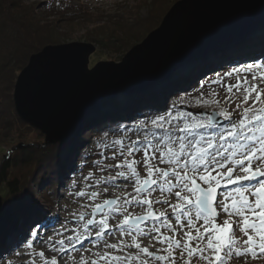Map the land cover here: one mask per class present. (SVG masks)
Returning a JSON list of instances; mask_svg holds the SVG:
<instances>
[{"label":"snow or ice","instance_id":"1","mask_svg":"<svg viewBox=\"0 0 264 264\" xmlns=\"http://www.w3.org/2000/svg\"><path fill=\"white\" fill-rule=\"evenodd\" d=\"M211 85L223 89L226 103L236 101L233 111L238 112V118L226 108L200 117L192 112L167 111L150 120L158 130L151 132V139L146 135L144 140L128 145L113 141L119 145L121 162L111 165L117 171L103 183L120 188L114 182L122 179L132 184L133 192L94 203L83 232L66 237L71 249L81 253L90 251L84 247L85 240L93 247L103 243L104 251L94 252L90 261L81 256L80 264H176L177 251L184 264H191L193 259L202 264H229L233 258L264 257V63L233 67L223 76L217 74ZM208 95L219 97L216 90ZM204 104L207 106L208 101ZM213 104L219 107L220 100ZM217 115L227 123L217 120ZM140 153L142 161L135 159ZM141 163L144 176L139 171ZM107 191L105 187L103 192ZM156 192L162 198L152 199ZM100 195L93 191L90 199L95 201ZM173 197L175 203H171ZM154 204L166 206L165 211L154 209ZM130 207L144 212L133 215ZM222 214L227 218L220 223ZM117 216L120 219L113 228L110 220ZM79 219L84 221L85 216L81 214ZM237 230L247 239L241 241ZM117 231L119 241L108 243L105 237ZM179 233L182 239L176 238ZM125 236L130 237V243ZM142 238L161 247L152 252L141 245ZM68 245L65 239L56 240L51 251L63 255ZM130 248L136 253H129ZM36 255L41 264H60L56 255L50 259L44 251Z\"/></svg>","mask_w":264,"mask_h":264},{"label":"rangeland","instance_id":"2","mask_svg":"<svg viewBox=\"0 0 264 264\" xmlns=\"http://www.w3.org/2000/svg\"><path fill=\"white\" fill-rule=\"evenodd\" d=\"M13 1L15 0H11V2ZM17 1L20 2V11L25 15L24 19H34V24L40 25L37 26L38 28H35L36 30L46 29L48 32H51V35L54 34L58 41L56 45L70 44L73 42L93 45L95 47V52L89 57L88 64V68L91 69L98 62L120 63L122 58L132 47L142 43L148 34L154 31L153 27L158 17L163 15L166 10H169L179 0H175L176 2L173 3V5H171L173 0ZM7 2L9 1L0 0V21H4L5 25L9 26V28L6 29L7 31H12V28L13 31H16L17 28L14 27L15 22L12 18H9L8 4L4 7L7 9H1L2 4L5 5ZM73 10L75 12H73ZM66 11L69 13L71 11V13L66 14ZM83 11H88V17H83L81 13ZM251 22L252 26H257L258 24L264 23V17ZM18 24L26 26V22L22 20L18 21ZM117 26H121L123 31H127L128 34L125 35L124 38L125 42L123 43L118 39L115 43L108 44V48H102L99 45V40L101 39L100 34L106 32L107 30L105 29L109 27V30L113 29V31L116 32V30L118 31ZM263 33L264 32H261L255 35ZM43 36L46 37V34ZM141 37L143 38L140 39ZM251 38L245 41L239 48L225 51L216 58L187 71L183 76L176 78L179 80L170 82L172 84L169 86L168 90L163 88L167 83H162L152 86L147 93L140 96L129 97L122 95L115 99L101 100L99 107L84 122L83 126L73 137L60 143L62 144L60 147H58L60 144L45 145L44 136L31 127L30 129L32 131L29 133H26L24 130L19 131L21 128L19 127L20 124L17 123L13 116L9 115V118L6 119L5 122L9 120L8 125H4V120L0 117V167L4 161H10L12 157L16 156V151L22 150L26 146H34V148L43 153L41 154L42 157L45 156L42 160H46L42 164L43 166H40L38 172L36 171L37 176L32 181L31 187L28 190L29 194L27 193L33 206L27 208L28 212L25 215L22 214L18 216L13 224L8 226L3 235L0 236V247H2L3 243H6L7 240L16 239L9 251L5 252L6 249L0 250V264H19V262H23L20 259L23 256H25V259H29V262H24V264H32L33 261H35V264H41L39 257L36 255V253L40 251H44L46 257L49 259L53 255L58 257L60 253L46 252L47 246L51 247L56 240L60 239H65V244L68 245V241L66 240L67 236H75L77 233L83 232V225L86 223V220L90 218L92 205L94 203H102L105 199H112L115 196L123 195L125 192H133V186L130 182L124 181L126 184L119 183V180L114 182L115 184L122 185L124 190L117 187V189H114L108 186H112L111 184L103 183L105 178L114 176L117 171L112 168L111 165L121 162V158L119 157V145H114L113 141L122 140L125 145H128L131 141L138 139L144 140L146 135L149 138V133L158 131L151 126L150 120L165 114L167 111H172L173 113L192 112V114L197 117L202 116L204 112L208 115L213 111H219V108H226L228 111H233L236 101L231 104L226 103L223 89L218 88L216 85H211V87H209V85L212 80L217 79V74L223 76L225 72L231 70L236 64H240L239 66H241L242 62H244V64L264 63V53L261 55L254 54L251 58H240L242 60L241 62L238 58H235L237 59L236 61H232V59L228 58L232 56V54H239L240 52L244 54L250 53V55L253 54L252 51L256 49L258 43L255 45L249 43ZM111 45H118L119 47L120 45H128V47L126 50L116 52V50L110 49ZM120 49L121 48H119V50ZM226 58L228 59L225 60ZM228 64L232 67L225 68ZM212 65L213 68H210ZM204 67L208 68L202 70ZM191 74H193V76H191ZM232 82H234V80ZM201 85H204V88H201ZM192 86H194V88H192ZM156 89L159 90V92L160 89H163L162 92H164V95H161L163 100L157 97V100L161 101V106L150 107L149 105L152 104L151 100H149V95H155V93L158 92ZM212 90H216L219 93V97H210L208 92ZM217 98L220 100L219 107L213 104V101ZM204 101H208L207 108H199L200 104L205 106ZM132 102H134L136 106L134 104L131 105ZM128 112H131V115H133L132 118L127 122L125 121V123L119 121L117 126L110 127L104 132L101 128L99 129V127H101L99 123H97L98 125L95 123L97 126L90 124L91 118L93 119L98 115H101L104 121L107 122L117 118V120H120L119 117H123V115ZM233 118H238V112L233 111ZM146 122H149L148 127H144ZM223 123L226 124L227 121ZM79 141H82V143L79 144ZM114 154L117 156L116 160L112 159ZM135 159L142 161L143 154H137ZM57 160L59 161L57 162ZM161 167L165 166L161 165ZM32 169L34 172L35 169ZM139 171L141 176L145 175L142 163L139 165ZM105 187L113 189L112 192H103ZM93 191H99L101 193L95 201L90 199V194ZM221 191H224V189L222 188ZM3 192L4 188L0 185L1 205L4 201ZM81 192L86 195H79ZM160 198L162 197L159 192L153 194L152 199L155 200ZM220 199H222V197H220ZM175 202L176 200L173 197L171 203ZM153 207L159 211H165L166 208L162 206V208H156L155 204ZM129 211L132 212L133 215L138 216L143 214L144 209L137 208L134 211ZM81 214L85 216L84 221H80L79 219ZM168 214L171 215L170 209L168 210ZM97 218H99V214H97ZM226 218L227 217L222 214L218 222L222 223ZM59 219H67V224L71 226L73 230L75 229V232L72 230V232L67 234L63 233V235H59V233L63 232L59 231L55 237L51 238L53 240L51 244L45 242V248L41 247V240L44 238L45 232L42 225L49 226L54 224L57 226ZM119 219L120 217L117 216L115 219L110 220V225L115 228ZM23 223L24 227L19 230V225H23ZM173 223H175V221H173ZM31 233H37V235L33 237ZM118 234L117 231L115 235L105 237V239L108 243H117L119 241ZM236 234L241 241L247 239V237L243 236L238 230ZM176 238L182 239V233H179ZM146 240L149 239L142 238L139 242L141 245L147 246ZM125 241L127 240L125 239ZM128 242L130 243V240ZM29 243L33 245L32 248L28 247ZM149 245V250L152 252H155L157 248L161 247V245L153 240L149 241ZM70 247L71 246L68 245V249ZM84 247L90 249V251H84L83 253L80 251L71 252L72 258L69 259L68 264H80L81 256L90 261L94 258L92 255L94 252H102L105 250L102 242H99L97 247H93V243L89 240L84 241ZM77 248H79V245H77ZM128 251L132 254L136 253L135 248H130ZM119 254L122 255L123 253ZM176 256V264H184V261L180 259L179 251L176 252ZM150 264H159V262L150 261ZM191 264H202V262L198 259H193ZM229 264H264V257L257 259L245 257L243 260L241 258H233Z\"/></svg>","mask_w":264,"mask_h":264},{"label":"water","instance_id":"3","mask_svg":"<svg viewBox=\"0 0 264 264\" xmlns=\"http://www.w3.org/2000/svg\"><path fill=\"white\" fill-rule=\"evenodd\" d=\"M261 17L264 0H179L120 63L98 62L91 69L93 45L46 46L30 56L16 78L15 113L44 136L45 145L60 144L76 134L101 100L143 95L238 48L264 32V23L251 24ZM216 119L223 123L219 115Z\"/></svg>","mask_w":264,"mask_h":264},{"label":"trees","instance_id":"4","mask_svg":"<svg viewBox=\"0 0 264 264\" xmlns=\"http://www.w3.org/2000/svg\"><path fill=\"white\" fill-rule=\"evenodd\" d=\"M6 1L9 2L5 3V5L2 4L1 9L5 10L8 8L10 14L9 18L13 19V21L15 22L14 27H16L17 29L16 31H13L12 28V31L9 32L6 30L7 28H9V26H6L4 21H0V117L4 120L3 124L8 125L9 120L8 122H5L6 119L9 118V115L13 116L17 123L20 124L19 127L21 128L19 129V131L24 130L26 131V133H29L32 131L30 127L23 123L15 113L14 104L12 101L13 87L18 74L27 65L30 56L38 53L42 48L48 45H56L58 41L55 38V35H51V32H48L46 29L36 30L35 28H38L37 26L40 25H35L34 19H24L25 15L20 11V2H18L17 0L13 2H11V0ZM175 2L176 1L173 0L171 2V5H173V3ZM6 4H8V6L7 8H4L6 7ZM167 11L168 10H166V12ZM73 12L75 11L73 10ZM70 13L66 11V14ZM81 13L83 17H88V11H83ZM165 13L158 17L153 29L158 27ZM20 20L25 21L26 26L18 24V21ZM109 28L105 29L107 30L106 32L100 34L101 39L99 40V45L102 48H108V44H113L118 39H120L123 43L125 42L124 38L125 35L128 34L127 31H123L121 26H117L118 31L116 30V32L113 31V29L109 30ZM45 34L46 37L43 36ZM143 37H141L140 39H142ZM135 40L139 41L138 39ZM127 47L128 45H120V47L118 45H111V48H109L116 50V52H119L126 50ZM119 48L121 49L119 50ZM210 68H213V65ZM192 88H194V86H192ZM199 108L206 109L207 106L200 104ZM130 115L131 112L125 113L123 117H119V119L122 120L121 122L125 123V121L127 122L129 120V118L127 117H129ZM132 117L133 115L131 116V118ZM103 121L104 118L101 115H98L93 119L91 118L90 124L96 125L97 123H99L102 127L101 129L103 130V132L106 128L113 127V123L111 121H104V123ZM78 143L80 144L82 143V141H79ZM61 145L62 144L58 145V147H60ZM15 154L16 156L12 157L10 161H4L0 167V185H2V187L4 188V201L0 207V236L6 231L8 226L13 224L14 220L18 216L22 215L21 211H24L23 198L28 193L33 179L37 176L36 174L40 166H43L42 164L46 161L42 160L45 157H42L41 154L43 153L34 148V146H26L24 149L16 151ZM58 161L59 160H57V162ZM32 168L35 169L34 172Z\"/></svg>","mask_w":264,"mask_h":264},{"label":"bare ground","instance_id":"5","mask_svg":"<svg viewBox=\"0 0 264 264\" xmlns=\"http://www.w3.org/2000/svg\"><path fill=\"white\" fill-rule=\"evenodd\" d=\"M164 17V16H163ZM159 26V25H158ZM156 29V28H155ZM154 29V30H155ZM255 37V38H254ZM253 38H251L250 39V42L249 43H252V45H255V44H257V47H256V49H254L253 51H252V53L253 54H251L250 55V53H239V54H241V55H239V54H232V56H230V57H228L229 59H232V61H236L237 59H235V58H238V60L241 62L242 60V58H244V59H246L247 57H252L254 54L256 55V54H259V55H261V54H263L264 53V43H262V42H264V33L263 34H260V35H255ZM245 43V42H244ZM244 43H242L241 45H243ZM240 45V46H241ZM239 46V47H240ZM238 47V48H239ZM242 50V49H241ZM255 52V53H254ZM216 58V57H215ZM228 58H226L225 60H227ZM241 58V59H240ZM214 59V58H213ZM217 59H219V58H217ZM212 60V59H211ZM221 60V59H220ZM224 60V61H225ZM240 65V64H239ZM238 64H236V65H234L233 67H235V66H239ZM241 65H244V62H242V64ZM228 67H232L231 65H229L228 64V66H225V68H228ZM208 68V67H207ZM206 67H204L202 70H205V69H207ZM191 76H193V74H191ZM177 80H179V79H175V80H172V81H169V83L167 82V84L166 85H164V87L163 88H165L166 90H168L169 89V86H171V84L172 83H170V82H175V81H177ZM187 80V79H186ZM188 84H189V82H188ZM187 84V85H188ZM191 87V86H190ZM163 90V89H162ZM162 90L160 89V92H159V90H157L156 89V91H158L157 93H155V95L154 94H152V95H149V100H151V104L152 105H149L150 107L151 106H157V107H159V106H161L160 104H161V101H159V100H157V97H159L161 100H163L162 99V97H161V95H164V92H162ZM153 92H155V91H153ZM152 92V93H153ZM134 104V102H132V104L131 105H133ZM163 104V103H162ZM135 105V104H134ZM136 106V105H135ZM131 116L132 115H130L129 117H127V118H131ZM126 118V117H125ZM114 121V122H113ZM119 121H122L121 119L120 120H115V119H113L111 122L113 123V127H115V126H117V124H118V122ZM100 128H102V127H99V129ZM107 129H109V128H106L105 129V131L107 130ZM153 132H156V131H153ZM149 139H151V133H149ZM120 182L119 183H125L126 184V182H124L123 180H119ZM109 187H112V188H116V187H113V186H110V185H108ZM122 186V185H121ZM117 189V188H116ZM119 189H122V190H124L123 189V186L122 187H120ZM112 190L113 189H108V192L109 193H111L112 192ZM219 199H220V197H219ZM23 208H24V211H21L22 212V214L23 215H25L28 211H27V208L29 207H31V206H33L32 205V203L30 202V197H29V195L28 194H26L25 196H24V198H23ZM156 205V208H162V207H166V206H164V205H158V204H155ZM162 206V207H161ZM137 208H139V207H130L129 208V210H131V211H134V210H136ZM169 216H171L170 214H168ZM28 220V219H27ZM67 219H59L58 220V225L56 226V225H54V224H52V225H49V226H47V225H42V227L45 229V232H44V238L41 240V247H44L45 248V242H49L50 244H51V242H53V240L51 239H49V238H52V237H55L56 235H57V232H59V231H63V232H61V233H64V234H67V233H69V232H72V227L71 226H69L68 224H67ZM20 227H19V230L21 229V228H23L24 227V223H23V225H19ZM3 235V234H2ZM118 238L120 239V236H119V234H118ZM125 239L127 240V242L130 240V237H128V236H125ZM15 238H13L12 240L10 239V241H6V243L4 242L3 243V245H2V247H0V250H5L6 249V251L5 252H7V251H9L11 248V246H13L14 245V242H15ZM114 241V240H113ZM149 241H150V239L149 240H146V244H147V246H145V245H142L143 247H148V248H150L149 246ZM10 242V243H9ZM52 247V246H51ZM51 247L50 246H47V248H46V252H52L51 251ZM71 252H73V250L71 249V247L68 249V251L65 253V254H59L58 255V259L60 258V264H68V262H69V259H71L72 258V254H71ZM54 253V252H53ZM25 256H23V257H21L20 259L23 261V262H19V264H24V262L26 263V262H29V259H25L24 258ZM66 257H68V258H66ZM242 260L243 259H245V257L244 258H241ZM40 264V263H39Z\"/></svg>","mask_w":264,"mask_h":264}]
</instances>
